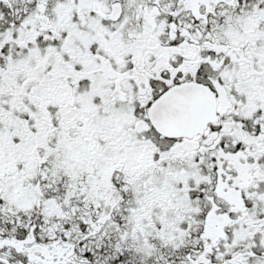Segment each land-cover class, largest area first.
<instances>
[{
	"label": "snow or ice",
	"instance_id": "6c2138e0",
	"mask_svg": "<svg viewBox=\"0 0 264 264\" xmlns=\"http://www.w3.org/2000/svg\"><path fill=\"white\" fill-rule=\"evenodd\" d=\"M0 264H264V0H0Z\"/></svg>",
	"mask_w": 264,
	"mask_h": 264
}]
</instances>
